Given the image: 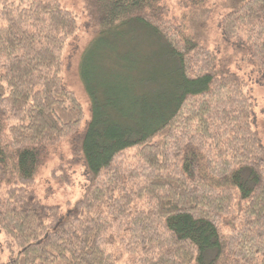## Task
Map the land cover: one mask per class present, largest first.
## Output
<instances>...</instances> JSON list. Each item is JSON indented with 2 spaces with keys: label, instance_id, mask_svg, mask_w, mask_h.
Listing matches in <instances>:
<instances>
[{
  "label": "trees",
  "instance_id": "16d2710c",
  "mask_svg": "<svg viewBox=\"0 0 264 264\" xmlns=\"http://www.w3.org/2000/svg\"><path fill=\"white\" fill-rule=\"evenodd\" d=\"M81 1L83 23L65 0H0L1 264H264V146L248 79L200 38L213 0ZM219 7L222 40L264 74V0ZM128 28L120 50L139 51L142 33L166 60L149 87L147 54H135V87L165 83L167 97L93 104L85 123L64 53L81 29L114 43ZM66 142L86 183L60 207L38 177ZM73 177L64 163L49 172L65 191Z\"/></svg>",
  "mask_w": 264,
  "mask_h": 264
},
{
  "label": "rangeland",
  "instance_id": "374dc122",
  "mask_svg": "<svg viewBox=\"0 0 264 264\" xmlns=\"http://www.w3.org/2000/svg\"><path fill=\"white\" fill-rule=\"evenodd\" d=\"M218 2L219 0H213L208 8L207 14L204 16V26H202V30H199L202 34L200 38L202 40L204 39L211 48H216L220 52V58L225 61L228 58L227 66L230 70L238 72L248 79L251 95L255 102L253 127L258 131L260 140L264 146V74L259 70L256 63L252 62L240 52H236L232 46L222 40L218 27V18L221 14V8H218ZM65 6L81 18L79 23L86 21L88 13L81 0H65ZM129 32V28L123 30V35L118 38L116 37L115 42L112 43V37L110 36L106 38L104 36L102 38L98 36L94 39L91 38L90 30L82 31L81 29L76 49H67L64 53V62L67 64V67L63 72V79L69 90L74 93L81 104L85 113V123L90 122L93 117V104L96 107L97 103L106 105L105 102H114L117 100L123 111L127 109V102H130L134 107L138 105L143 107L156 103L157 101L160 103L164 97H167V95L163 97L164 91H161V89L166 90L167 85L165 83H158L157 87L152 88L160 91L157 94L150 92L149 88L142 90L144 92L142 94L135 87L139 83H142L137 80L138 72L136 74H130V71H135L133 66L138 67L135 62V54H147L146 56L150 64L149 68L144 70V81L150 83L149 85L147 84L149 87H152V84L156 80L159 81V76L162 73L165 75L163 69H165L166 60L164 57L165 54L160 48L156 50L149 47L151 43L145 39L142 33L136 36V42L140 45L139 51L135 49V52L133 50L128 52L120 50L119 43L123 40L127 41L124 36ZM153 39L157 42L158 46L159 43L161 44L157 39ZM126 63H129L131 68L127 69L129 65ZM143 65L144 63L140 65L142 69L144 67ZM129 87H135V90H129ZM158 94H162L160 96L161 99L155 100ZM126 97L127 99L125 101ZM69 146L70 144L66 142L52 151L38 177V192L43 199L45 198V190L48 187L51 186L53 190V195L45 200L48 204L64 207L68 202L72 204L78 200L83 192L86 183L82 173L83 170L79 165H72L74 156ZM59 163L71 165L74 173V186L70 190L58 189L49 180V172ZM1 239L0 235V264L7 261L8 258V254L2 249ZM127 263L126 257H123L119 262V264Z\"/></svg>",
  "mask_w": 264,
  "mask_h": 264
}]
</instances>
